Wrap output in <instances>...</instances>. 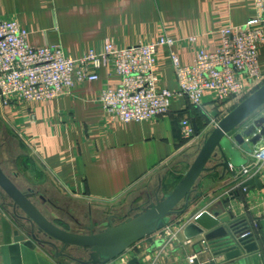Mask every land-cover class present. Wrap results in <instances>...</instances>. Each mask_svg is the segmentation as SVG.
<instances>
[{
  "label": "crops",
  "instance_id": "obj_1",
  "mask_svg": "<svg viewBox=\"0 0 264 264\" xmlns=\"http://www.w3.org/2000/svg\"><path fill=\"white\" fill-rule=\"evenodd\" d=\"M254 15V0H0V18L18 21L28 31L32 45L58 44L67 55L78 58L90 50L101 51L107 40L124 48L170 38L175 41L172 50L183 65L195 63L201 52L220 47L225 27L243 25ZM259 63L264 75V43L259 49ZM154 71L159 89L178 88L166 47L159 49ZM120 82V77L109 76L103 69L99 81L79 83L61 98L46 103L14 99L7 106H0V134L14 138L22 151L15 158L14 167L19 168L13 171L15 180L20 174L29 178L35 175L28 190L37 193L50 180L64 196L98 208V212L90 211L86 224L76 221V230L61 223L66 229L97 232L114 216L122 217L139 205L154 202L160 187L161 193L170 192L189 169L211 129L210 124L201 127L192 142L182 137V120L190 118L200 126L204 122L195 116V106L184 97L174 98L170 113L164 117L132 123L119 121L98 98L104 87H117ZM216 97L212 92L204 94L208 113L226 116L238 105L228 102L220 106ZM259 147H264V139L253 146V151ZM253 163L252 153L243 152L234 167L235 175L211 165L198 182L197 194L201 197L185 219L237 192L239 185L258 174L264 185V169L258 172L252 168L243 174V169ZM129 194H135L131 208L121 215L120 203ZM7 204L10 203L0 196V264H77L57 258L48 247L25 235V228L30 225L17 220ZM231 206L238 209V216L249 215L257 221L254 241L261 245L264 189L255 185L243 201ZM176 221L177 218L172 219ZM17 230L19 236L25 237L23 240L16 238ZM178 238L185 239L183 231ZM202 239L200 236L191 247L184 248L168 243L160 230L108 264L123 260L125 264H187V254L195 252L199 254L198 264H264L258 254L228 260L210 246L201 245Z\"/></svg>",
  "mask_w": 264,
  "mask_h": 264
},
{
  "label": "built area",
  "instance_id": "obj_2",
  "mask_svg": "<svg viewBox=\"0 0 264 264\" xmlns=\"http://www.w3.org/2000/svg\"><path fill=\"white\" fill-rule=\"evenodd\" d=\"M254 6L255 15L248 22L225 27L221 46L212 52H201L189 65L181 64L172 50L175 41L170 38L124 48L107 40L101 51L90 50L74 58L58 44L32 45L28 31L18 21L0 18V106L5 107L14 99L46 103L61 98L79 83L99 81L105 69L109 76L120 77L121 82L117 87H104L98 102L119 121L132 123L164 117L170 113L173 99L184 97L203 110L210 126H214L224 115L207 112L206 92L215 93L220 106L228 102L236 105L264 84L259 63V49L264 43V0H254ZM161 47H166L171 55L178 85L175 91L157 86L154 67ZM181 134L188 142L196 139L190 118L182 120ZM252 156L254 163L243 169L244 175L252 168L258 172L264 169V147L255 149ZM185 224L183 219L170 222L161 229V235L168 243L191 247L194 239L178 238ZM252 226L254 230L258 227L255 219ZM252 234L249 230L242 237ZM206 243L204 239L200 242L203 246ZM198 259L196 252L186 256L187 264H198Z\"/></svg>",
  "mask_w": 264,
  "mask_h": 264
},
{
  "label": "water",
  "instance_id": "obj_3",
  "mask_svg": "<svg viewBox=\"0 0 264 264\" xmlns=\"http://www.w3.org/2000/svg\"><path fill=\"white\" fill-rule=\"evenodd\" d=\"M195 134L200 130L193 121ZM264 139V84L239 103L217 124L211 126L196 157L178 184L167 193L156 191L155 201L139 205L122 216H114L99 231L77 232L66 229L50 218L34 200L37 191H24L14 176L8 174L0 161V191L10 201L14 217L30 225L25 235L42 246L48 247L57 258H65L77 264H108L132 246L163 229L172 218L183 219V234L187 239L203 236L206 246L215 252L224 254L228 260L243 258L247 255H260L264 260V233L261 245L254 241V234L242 237L249 231L240 223L245 218L238 216V209L232 205L243 201L255 187L264 189L258 174L254 179L239 185L237 192H231L226 198L217 199L189 220L185 216L194 203L201 197L197 194L198 182L209 171L211 165L222 167L225 172L234 174L241 154L253 153ZM16 176V175H15ZM40 200L47 199L40 195ZM116 219H119L116 222ZM18 240L19 231L15 232Z\"/></svg>",
  "mask_w": 264,
  "mask_h": 264
},
{
  "label": "rangeland",
  "instance_id": "obj_4",
  "mask_svg": "<svg viewBox=\"0 0 264 264\" xmlns=\"http://www.w3.org/2000/svg\"><path fill=\"white\" fill-rule=\"evenodd\" d=\"M5 137L1 136L0 134V161L2 163V166L5 167L4 169L6 170V172L10 175L12 174L13 177V171L19 170V168L14 167L16 165L15 158L22 151L20 144L18 145V142L14 140V138H11L8 135L6 138ZM34 178L35 175H33L32 178H29L26 174L23 175L20 174V176L16 178V180L18 184L21 186V188L27 191L30 186L32 187L33 182H31V180H33ZM42 185L44 186H40L41 188L39 189L34 185L33 186L34 188H37L40 191L38 193L42 195L44 198H46L47 201L46 202L41 201L38 198V195L34 197V200L50 218L52 219L58 218L60 221L66 223L69 226V228L73 230L79 228L76 225L78 224L76 221L86 224L85 220H87L86 219L87 216H90V211L92 212L99 211L97 207L91 208V206L85 204L84 202H80L75 199L64 196L61 192H59L56 189L57 187L50 180L48 182H44V184ZM134 197L135 194H131V196L129 194L128 198L125 197L123 202L120 203V211L123 212L121 215L126 214V211L130 210L132 204L131 201L132 199H134ZM55 205H57L58 207L56 208Z\"/></svg>",
  "mask_w": 264,
  "mask_h": 264
},
{
  "label": "trees",
  "instance_id": "obj_5",
  "mask_svg": "<svg viewBox=\"0 0 264 264\" xmlns=\"http://www.w3.org/2000/svg\"><path fill=\"white\" fill-rule=\"evenodd\" d=\"M196 108V114H195V116H198V118H202L203 120H204V122H203V126H200L198 123H197V125H198V128H199V130L201 131V127H204V126H206V125H208L209 124V118H208V116L207 115H205L204 114V112H203V110H201L200 108H198V107H195ZM222 117H220V119H221ZM28 157H29V155H28ZM21 158V161H25V160H23V158L22 157H20ZM30 159V158H29ZM31 160V159H30ZM0 196H1V198L3 199V201H5V202H9V200H8V198L6 197V195L5 194H3L1 191H0ZM8 200V201H7ZM6 204V203H5ZM7 206H9L8 204H7ZM173 219V218H172ZM172 219L170 220V222H172ZM254 219H253V217L252 216H249V215H247L242 221H241V225L243 226V227H246V228H248L249 230H252L253 231V234H257V230L255 229H253V226H252V221H253ZM58 224H60L61 225V223H63V222H60L59 220L58 221H56ZM169 222V223H170ZM64 225H67L66 223H64Z\"/></svg>",
  "mask_w": 264,
  "mask_h": 264
},
{
  "label": "flooded vegetation",
  "instance_id": "obj_6",
  "mask_svg": "<svg viewBox=\"0 0 264 264\" xmlns=\"http://www.w3.org/2000/svg\"><path fill=\"white\" fill-rule=\"evenodd\" d=\"M38 198L40 199V195H38Z\"/></svg>",
  "mask_w": 264,
  "mask_h": 264
}]
</instances>
